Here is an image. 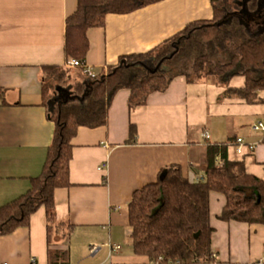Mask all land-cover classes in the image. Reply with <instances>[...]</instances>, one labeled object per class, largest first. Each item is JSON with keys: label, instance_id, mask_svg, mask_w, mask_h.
Wrapping results in <instances>:
<instances>
[{"label": "crops", "instance_id": "0c3cea01", "mask_svg": "<svg viewBox=\"0 0 264 264\" xmlns=\"http://www.w3.org/2000/svg\"><path fill=\"white\" fill-rule=\"evenodd\" d=\"M211 2L166 0L108 14L103 27L87 32L89 72L106 74L120 57L151 51L189 23L210 20ZM76 9L77 0H0V207L24 195L42 174L55 130L49 113L60 102L83 103L89 76L70 67L64 56L66 20ZM46 66L67 73L59 79L61 70L46 73ZM45 79L73 85L79 93L71 97L63 91V99L52 96L44 103ZM244 84L239 76L229 87ZM225 90L213 76L192 84L177 77L167 90L150 94L146 104L135 107L130 106L131 91H119L107 124L81 126L72 140V185L54 192L52 233L41 207L29 227L0 236V264H150L133 251L127 210L132 196L172 165L190 181L203 179L209 143L230 141L228 158L243 161L248 174L264 180V133L253 130L264 124V104L220 99ZM259 96L264 100V91ZM132 124L137 140L128 144ZM240 140L255 149L238 155L235 144ZM225 203L223 195L210 193L216 264H264V225L221 221ZM116 245L119 252H112ZM50 251L69 255L51 263Z\"/></svg>", "mask_w": 264, "mask_h": 264}, {"label": "trees", "instance_id": "16d2710c", "mask_svg": "<svg viewBox=\"0 0 264 264\" xmlns=\"http://www.w3.org/2000/svg\"><path fill=\"white\" fill-rule=\"evenodd\" d=\"M163 1L166 0H77L76 11L66 20V61L85 62L89 50L87 32L103 27L108 14H126ZM254 2L249 16H257V21L238 13L228 15L232 6L238 7L230 0H212L210 20L189 23L153 50L122 56L106 74L87 77L82 104L60 102L49 113L55 130L42 174L32 179L24 195L0 207V236L29 227L32 215L41 207L46 212L48 233H52L56 225L54 192L72 185V140L81 126L97 128L107 124L111 102L121 90L131 91L130 106L135 107L146 104L150 94L167 90L177 77L192 84L213 76L218 85L226 87L220 99L264 104L259 96L264 91V3L260 6V0ZM76 68L83 74V67ZM43 70H61L59 79L67 73V69L56 66ZM239 76L245 79L244 87L230 88V81ZM53 91L45 79L44 103ZM4 104L3 100L1 105ZM136 140L137 128L132 124L127 143ZM231 144H208L205 174L199 181H190L179 166L172 165L162 171L156 182L134 192L127 210L136 255L154 264H216L214 229L210 224L212 192L226 200L221 221L264 225V180L248 174L243 161L228 158ZM68 255V251L54 255L50 251V262L65 261Z\"/></svg>", "mask_w": 264, "mask_h": 264}, {"label": "rangeland", "instance_id": "374dc122", "mask_svg": "<svg viewBox=\"0 0 264 264\" xmlns=\"http://www.w3.org/2000/svg\"><path fill=\"white\" fill-rule=\"evenodd\" d=\"M264 0H262L259 4L261 6V3L263 4ZM230 2L236 3L238 4V7L236 8L235 6H232L230 10H228L227 14L231 15L232 13H238L239 15H243V18H248L250 19L251 17L249 16V13L251 14V12H249L252 9L253 12V5L255 4L254 0H230ZM240 9V10H239ZM253 14V13H252ZM258 17L253 15V18L250 19V21H257ZM230 21V20H229ZM53 82L51 83L52 87H53V97L54 98H58V99H63V93L65 92L66 94L69 93L71 95V97L76 96V94L78 95L79 91L76 89L75 86L71 85L69 86L68 84L63 85L62 81L59 82L56 79L52 80ZM64 91V92H63ZM54 106V104H52V107Z\"/></svg>", "mask_w": 264, "mask_h": 264}, {"label": "built area", "instance_id": "2783aa9c", "mask_svg": "<svg viewBox=\"0 0 264 264\" xmlns=\"http://www.w3.org/2000/svg\"><path fill=\"white\" fill-rule=\"evenodd\" d=\"M69 66L70 67H74V68L75 67H83L84 73L87 74L89 77H91L92 79H94V78L97 77L95 74L89 72V69L86 66L85 62H79L77 60H71L69 62ZM253 130L255 132H262V133H264V124L257 123L256 125H254ZM204 138L205 139H208V134L207 133L204 134ZM245 148L248 151H253L255 149V145H246V144H244L243 141L240 140L239 142H237V145H236V153L238 155H240V156L243 155L244 154V151H245L244 150ZM217 163L219 165H222V160L218 159ZM120 248L121 247L119 245H116V246L111 247V251L112 252H119ZM94 250H95V247L92 248V251H94ZM150 264H154V263L151 262ZM259 264H262V263H259Z\"/></svg>", "mask_w": 264, "mask_h": 264}]
</instances>
